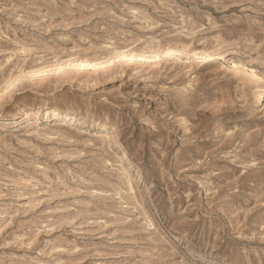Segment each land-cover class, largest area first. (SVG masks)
Returning a JSON list of instances; mask_svg holds the SVG:
<instances>
[{"label":"rangeland","instance_id":"1","mask_svg":"<svg viewBox=\"0 0 264 264\" xmlns=\"http://www.w3.org/2000/svg\"><path fill=\"white\" fill-rule=\"evenodd\" d=\"M263 91L264 0H0V264H264Z\"/></svg>","mask_w":264,"mask_h":264},{"label":"bare ground","instance_id":"2","mask_svg":"<svg viewBox=\"0 0 264 264\" xmlns=\"http://www.w3.org/2000/svg\"><path fill=\"white\" fill-rule=\"evenodd\" d=\"M263 97H264V91L261 93V96H260V99H263ZM46 114L45 115H47V114H50V113H53L54 111L53 110H50V109H48V110H46ZM36 113V112H35ZM40 113H42L41 111H39V112H37L36 113V115L34 116V118H37L38 119V116L40 115ZM56 113V112H55Z\"/></svg>","mask_w":264,"mask_h":264}]
</instances>
